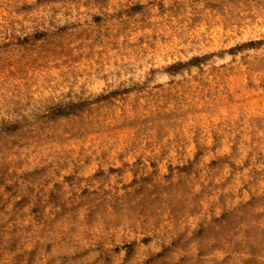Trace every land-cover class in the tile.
<instances>
[{"label":"rangeland","instance_id":"1","mask_svg":"<svg viewBox=\"0 0 264 264\" xmlns=\"http://www.w3.org/2000/svg\"><path fill=\"white\" fill-rule=\"evenodd\" d=\"M0 264H264V0H0Z\"/></svg>","mask_w":264,"mask_h":264}]
</instances>
